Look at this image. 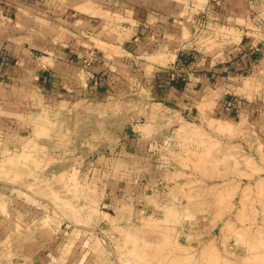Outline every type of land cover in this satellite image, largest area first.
<instances>
[{
	"label": "rangeland",
	"instance_id": "obj_1",
	"mask_svg": "<svg viewBox=\"0 0 264 264\" xmlns=\"http://www.w3.org/2000/svg\"><path fill=\"white\" fill-rule=\"evenodd\" d=\"M18 1L34 58L76 21L113 73L90 98L0 72V264H264V1L235 26L196 2L174 63L131 38L124 0Z\"/></svg>",
	"mask_w": 264,
	"mask_h": 264
},
{
	"label": "crops",
	"instance_id": "obj_2",
	"mask_svg": "<svg viewBox=\"0 0 264 264\" xmlns=\"http://www.w3.org/2000/svg\"><path fill=\"white\" fill-rule=\"evenodd\" d=\"M8 1H14L16 4L15 12L17 20L15 25H13V22L9 25L8 20L4 16L6 11L9 10L6 8ZM124 1V12L127 16L126 20L129 22L127 29L131 31V38L139 34L140 42L148 51L147 56L152 58L164 54V56L170 60L169 63H174L181 55L180 45L184 39L183 31L187 29V31L191 33L190 30L193 27L192 19L195 13L199 12L195 9L196 2L199 0H188L187 9L180 5V2L184 3L187 0ZM204 1L206 2L205 8L211 7L208 9V13L217 18L229 21L232 20L231 23L235 26L238 24L237 21L240 17L251 12L255 6L259 5L260 2L264 0ZM207 3L210 4L207 5ZM189 5L193 8H190ZM96 10L98 9H95V11ZM183 14L186 16V20L182 23L184 24L183 27L176 25L177 29L178 27L181 29L178 31L173 23L177 18H183ZM29 16L30 8L23 5L18 0H0V48L7 43L6 50L9 52L8 56H0V72H2L1 76H3V79L12 81L14 78L15 81H13V86L14 82H16V91L24 92L27 90L28 92L30 88V73L37 71L38 75L42 77L45 87L51 84V91L54 93L58 92L59 94L69 95L68 92H74L76 94H82L83 92L89 95L90 98H92L93 95L99 94V87L96 82L94 83V80L99 81L98 77L100 76L106 75L105 78H110L112 76L113 72H110V69L106 67L113 61L110 59L111 57L95 48L90 51L79 48V46L82 45L79 43L81 37L77 35L80 31L78 29V22L75 21L72 23L75 25L71 26L74 33L69 30L67 31L65 45L60 43L59 49L50 53L49 56H44L41 59L34 58L31 51L25 47L29 39L28 31L31 26ZM138 16L144 17L145 22L138 23ZM85 22L91 25L92 23H96V20L93 15H89L85 17ZM133 22L136 25H133ZM140 26H144V28L149 30H144ZM23 30L25 33L22 32ZM127 41L128 39H124V42ZM165 44L168 45L169 48H162ZM241 58L244 60L245 56ZM37 66L38 69H36ZM40 72H42V75ZM99 72L101 73L100 76ZM24 81L25 83H22ZM2 83H5V81ZM20 83L22 84L21 87L19 86ZM85 83L86 87H83ZM57 86L58 90L56 91L55 88ZM51 91H47V93H51Z\"/></svg>",
	"mask_w": 264,
	"mask_h": 264
},
{
	"label": "bare ground",
	"instance_id": "obj_3",
	"mask_svg": "<svg viewBox=\"0 0 264 264\" xmlns=\"http://www.w3.org/2000/svg\"><path fill=\"white\" fill-rule=\"evenodd\" d=\"M248 264V263H247ZM253 264V263H252Z\"/></svg>",
	"mask_w": 264,
	"mask_h": 264
}]
</instances>
